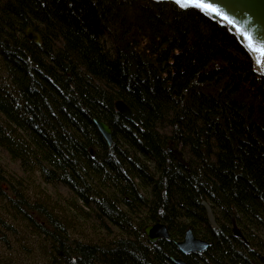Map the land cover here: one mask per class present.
Wrapping results in <instances>:
<instances>
[{
	"label": "trees",
	"instance_id": "trees-1",
	"mask_svg": "<svg viewBox=\"0 0 264 264\" xmlns=\"http://www.w3.org/2000/svg\"><path fill=\"white\" fill-rule=\"evenodd\" d=\"M118 99L131 120L115 109ZM93 118L110 126V145ZM34 176L88 240L29 201ZM0 199L44 242L48 264H174L170 255L264 264V77L236 38L195 8L0 0ZM155 220L169 240L147 241L142 228ZM188 226L209 242L201 253L174 244Z\"/></svg>",
	"mask_w": 264,
	"mask_h": 264
},
{
	"label": "water",
	"instance_id": "water-1",
	"mask_svg": "<svg viewBox=\"0 0 264 264\" xmlns=\"http://www.w3.org/2000/svg\"><path fill=\"white\" fill-rule=\"evenodd\" d=\"M153 1H171L182 9L188 7L195 8L206 17L224 26L248 54L251 59L253 71L264 77V55H261L259 51L253 50L254 48H264V0H193V3L186 7H181L176 0ZM25 35L28 41H34L36 44L40 43L38 34L32 28L27 27ZM114 106L119 114L127 120H131L132 109L126 103L118 99L114 102ZM93 122L107 145H110L112 143L110 126L96 118H93ZM89 150L90 154H92V149L90 148ZM167 150L180 165L184 167L188 166L181 150L172 140L168 141ZM201 203L205 208L206 216L211 227H216L210 205L205 200ZM232 231L235 236H240V232L235 223L232 225ZM142 232L151 244H155L159 239H170L166 225L157 220L144 225ZM183 237L184 239L181 241H174V244L181 254H188L190 252L201 253L209 245L207 241L196 238L192 234L189 226L184 231ZM187 238L193 239L195 242L194 247L186 245L185 239ZM169 258L174 264H188L179 256L170 255Z\"/></svg>",
	"mask_w": 264,
	"mask_h": 264
},
{
	"label": "rangeland",
	"instance_id": "rangeland-1",
	"mask_svg": "<svg viewBox=\"0 0 264 264\" xmlns=\"http://www.w3.org/2000/svg\"><path fill=\"white\" fill-rule=\"evenodd\" d=\"M26 186L24 194L30 202L40 201L39 203L58 218L68 219L67 226L72 237L88 240L85 238L90 236V233L86 228L70 219L72 216L65 205L56 201L52 193L37 181L35 176ZM5 187L3 184V188ZM6 203L5 199H0V264H48L43 256L44 242L33 235L23 221L10 217ZM4 207L8 213L3 210ZM82 234H85L83 238Z\"/></svg>",
	"mask_w": 264,
	"mask_h": 264
},
{
	"label": "snow or ice",
	"instance_id": "snow-or-ice-1",
	"mask_svg": "<svg viewBox=\"0 0 264 264\" xmlns=\"http://www.w3.org/2000/svg\"><path fill=\"white\" fill-rule=\"evenodd\" d=\"M176 2L181 6V7H186L188 5H190L191 3H193V0H176ZM213 11H215V9H213ZM254 51H259L261 53V55H264V48L261 49H253ZM259 62V61H258Z\"/></svg>",
	"mask_w": 264,
	"mask_h": 264
},
{
	"label": "bare ground",
	"instance_id": "bare-ground-1",
	"mask_svg": "<svg viewBox=\"0 0 264 264\" xmlns=\"http://www.w3.org/2000/svg\"><path fill=\"white\" fill-rule=\"evenodd\" d=\"M156 221V220H155ZM155 221H153V222H155ZM160 222V221H159ZM190 227V226H189ZM190 229H191V227H190ZM186 230V229H185ZM191 231H192V229H191ZM192 234H193V232H192ZM194 235V234H193ZM195 236V235H194ZM189 237V236H188ZM196 238H198V239H201V240H204V239H202V238H200V237H197V236H195ZM184 239V237L182 236V238L180 239V240H177V241H181V240H183ZM204 241H206V240H204ZM208 242V241H207ZM185 243H186V245H189V246H193L194 247V244H195V242L193 241V239L191 240L190 238H187V239H185ZM209 243V242H208ZM197 244V243H196ZM185 245V246H186ZM208 247V246H207ZM190 253H195V252H190ZM189 254V253H188Z\"/></svg>",
	"mask_w": 264,
	"mask_h": 264
}]
</instances>
